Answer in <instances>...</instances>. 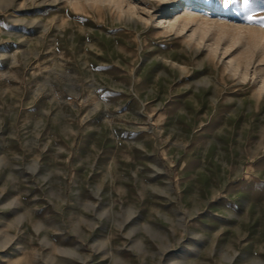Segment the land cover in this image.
Segmentation results:
<instances>
[{"label":"rangeland","instance_id":"374dc122","mask_svg":"<svg viewBox=\"0 0 264 264\" xmlns=\"http://www.w3.org/2000/svg\"><path fill=\"white\" fill-rule=\"evenodd\" d=\"M0 264H264V0H0Z\"/></svg>","mask_w":264,"mask_h":264},{"label":"bare ground","instance_id":"6f19581e","mask_svg":"<svg viewBox=\"0 0 264 264\" xmlns=\"http://www.w3.org/2000/svg\"><path fill=\"white\" fill-rule=\"evenodd\" d=\"M196 2V1H195Z\"/></svg>","mask_w":264,"mask_h":264}]
</instances>
